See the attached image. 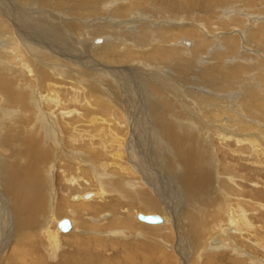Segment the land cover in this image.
<instances>
[{"label":"bare ground","instance_id":"obj_1","mask_svg":"<svg viewBox=\"0 0 264 264\" xmlns=\"http://www.w3.org/2000/svg\"><path fill=\"white\" fill-rule=\"evenodd\" d=\"M243 1L242 5H234L239 0H0V193L7 197L13 213L12 219H8V214L5 216L8 210L2 209L0 221L12 222V256H22L17 250L20 248L17 241L34 236L31 235L33 230H38L43 239L46 238L52 256H56L62 243L61 234L79 232L88 225L78 217V212L84 208L99 214L102 208L103 215L100 214L97 224L91 227L99 235H105L99 230L101 225L114 228L107 234L118 239L126 238L125 233L132 228L131 221L125 218L128 203L158 209L156 197L143 184L146 182L154 191V176L149 172L144 176L146 168L142 166L146 165L147 170L152 166L154 169L156 159L154 155L145 158V152L141 151V154L138 148V135L143 128L153 130L162 152H174L172 158L162 157L165 158L161 162L163 165L156 173L160 180V169L169 171L190 205L182 214H173L172 232L177 236V245L185 241L188 247L196 246L194 251L199 250L198 239L205 236V224L211 226L214 223L211 217L225 215L222 209L217 211L218 208L212 215L210 208L216 202L213 198L206 200L226 191L221 184L214 185L216 163L213 166L212 153L217 145L211 139L216 136L226 144L235 140L243 145L242 148L246 144V149L253 146L257 150L261 144L254 136L260 135L259 131L264 135V50L258 47L261 44L264 47V0L261 3L260 0ZM227 3L233 6L225 8ZM149 4L154 9L173 13L168 16L165 12L151 13L152 10L147 8ZM253 4H259L261 14L252 8ZM179 9L194 10L196 15L194 19L176 18L174 11ZM181 19L184 21L180 22ZM252 52L257 57L254 55L253 58ZM233 59L236 61L230 64ZM61 76L65 77V85L69 84L66 93L59 84ZM75 87L79 92L82 89L81 94L73 92ZM62 89L65 92V88ZM85 89L88 92L84 93ZM145 95L149 100V111L142 101L143 97L147 100ZM79 96L90 103L85 106L87 114L80 113L78 121L88 128L87 134L92 129L109 135L113 130L109 126L117 124L112 122L115 105L121 110L122 118H128L121 121L125 125L131 124L130 138L124 135L128 130L115 133L112 141L102 137L101 142H92L89 135L80 145L88 152L99 154L112 150L110 155L116 162H93L97 158L83 149L67 150L66 144L74 143L72 140L77 137L69 129L72 137L67 143L61 133L62 124L68 122L64 118L67 112L63 110L62 117L57 115L58 118H54L44 108L58 106L60 110L66 109L64 101ZM105 102L113 110H109L107 104L104 106ZM137 106L139 113H134ZM137 114L141 125L135 120ZM74 123V118H70V126ZM125 149H130L128 161H124ZM102 154L97 155L101 157ZM66 159L75 165L76 170L74 177H65L67 173H64L71 185L84 189L83 183H79L80 178L86 180V189L95 181L98 184L96 191L74 193L71 198L75 204L63 198L56 212L68 213L71 218H67L71 229L63 231L59 227L62 219L55 221L53 217L56 194L51 171L57 160ZM138 172L142 173L141 179L132 180ZM224 179L230 180L231 186L236 185V177L228 175ZM230 184L228 182L227 187L231 188ZM223 185L225 187L226 183ZM107 194L124 199L126 204L96 202L106 199ZM92 201L101 208H91ZM260 204L264 207L263 203ZM224 207L227 209V225H231L228 228L220 224L224 231L221 236L233 233L238 239L243 234L255 236L253 233L258 225L244 207H234L230 203ZM107 208L111 210L105 212ZM258 209L254 207L253 211ZM162 218L159 223L169 222ZM52 220L55 221L53 229ZM78 235H74L77 238L74 240L81 238ZM224 237H221L222 242L219 235L210 232L206 248L223 249ZM261 238L262 235L258 245H263ZM75 244V255L83 254L79 249L81 244ZM237 248L240 250L241 247L234 246L235 251ZM35 261L29 264H39Z\"/></svg>","mask_w":264,"mask_h":264},{"label":"rangeland","instance_id":"obj_2","mask_svg":"<svg viewBox=\"0 0 264 264\" xmlns=\"http://www.w3.org/2000/svg\"><path fill=\"white\" fill-rule=\"evenodd\" d=\"M233 1H236V0H233ZM242 2H244V1L239 0V3L235 4V2H234V5H242ZM260 3H261V0H260ZM229 6H233V5L228 4V3L225 4V8H227ZM252 6L251 7L254 8L255 11L259 12L260 14L262 13L261 9H258L259 4L258 5L255 4V6L253 4ZM147 8H149V10H152V11H149L151 13L165 12V14L167 16L171 15V13H173L170 10L161 11L158 9H154L153 7L150 6V4L148 5ZM174 12L176 13V15L174 17L177 16L176 18H185V20L191 19V18L194 19L195 15H196L194 10H190V11L186 12L182 9H179V10L174 11ZM182 21H184V20L181 19L180 22H182ZM107 39H109V38H107ZM85 42H87V41H85ZM88 44L92 48L95 47L93 44H91V42L90 43L88 42ZM258 47H259V50H264L263 44L258 45ZM250 55H252V57L254 55H255V57H257V54H253V52L250 53ZM259 55H262V53L259 52ZM262 59L264 60V58H262ZM234 61H236V60L233 59L232 61H229V62H230V64H232V63H234ZM253 63H254V60H253ZM256 71H257V69H256ZM54 77L57 79L56 75ZM59 78H60L59 81H62L59 84L61 85L62 88H65V92L63 91L64 89L61 88V90L63 93H66V90L68 89L69 84L65 85V82H64L65 77L64 76H61ZM76 84H77V82H76ZM79 87H81V86L78 85V88ZM79 90H80V92L75 87L73 92H77V93L81 94L82 89H79ZM85 92H88V90L85 89L84 93ZM143 94H145V93H143ZM147 94H149V93H147ZM70 95H71V92H70ZM70 95H69V97L68 96L67 97L71 98ZM67 97H65V99H68ZM145 97L147 100H144V97H143L142 101H143V103H146V106H144V108H146V110L149 111V108H150L148 106L149 100H148L147 95H145ZM79 100H80L81 104H80V102L78 103ZM76 103H77V105H76ZM106 104L107 103L105 102L103 105L105 106ZM64 105H65L64 107H67V108L61 109V110H60V108H58V106H54V108L44 106V108L49 113H52L54 118L62 117V115L64 114L63 110L65 113L67 112L65 114L64 118H66V120L68 122H66L64 124L65 127L62 124V127L60 129L61 133L63 132L64 139H66L67 143L70 141V138L72 137V136H70V133L71 134L73 133V135L77 136L75 140H72V141H74V143L72 142L70 144H66L67 150H74V148H75L78 151L83 149L86 152H88V150L86 148L81 147L80 145H83L84 141H87L86 136L90 137L89 135H91L90 139L92 140V142H96V141L101 142L102 137H105V140L109 139V141H112L111 138L115 137V133L121 132V131H127V130H128L127 135H126V133H124V135L129 136V138L132 136L129 133L130 132L129 130L132 131L131 124L128 123L125 125V123L123 121H121V120H124L126 118H124V117L122 118L121 110L116 105L114 106L115 112L114 111L112 112V117L114 119V120L112 119V122L113 121L117 122L118 125L115 123L114 126H112V125H111L112 127L109 126L110 128H112L114 130V132L112 130L109 133V135L103 134V133L102 134L98 133V131L92 130L91 127H89V130L91 129L90 133L87 134L86 130L88 128L84 127L83 123L78 122V121H80L79 119L81 118L80 113L85 114L86 113L85 111H87L85 109V106L90 105V103H88V100H83L79 96L77 99H74V100L70 99V100L64 101ZM108 105H110V104H107L106 107L109 110H113ZM92 107H95L96 109H98L97 106H92ZM136 109L139 111V108L137 106L136 108L133 109L134 110L133 112L139 113ZM68 110H70V113H68ZM72 110H73V112H71ZM258 113L261 114V112H257V114ZM71 114H72V116H69ZM57 115H58V117H57ZM59 115H61V116H59ZM67 115L69 116V119L67 118L68 117ZM126 115H128V113ZM72 117L74 118V120H75L74 124L77 127L75 125L70 126L71 123L69 124V121H70V118H71V120L73 119ZM117 117L119 119H117ZM82 119H84V118H82ZM63 120L64 119L62 118V121ZM119 120L122 123L118 122ZM135 120L140 125L142 124V121L141 122L138 121V114L135 116ZM129 122H130V120H129ZM68 124H69V127L67 126ZM120 126H123L124 128H122ZM74 127H76L77 129ZM93 128H94V126H93ZM69 129H71L70 133H68ZM76 130H78V131H76ZM138 131H139V129H138ZM152 131L153 130L150 131L149 128L146 129V131L144 130V128L142 131H139V135H138L139 139L138 140H139L140 144L138 145L139 146L138 148H139L140 152L141 151L145 152L143 154L145 156V158H147V156L148 157L150 156L149 158H151V156L154 155V158L156 159V164L154 166L156 168L153 169V166H152V167H150V169L147 170L146 165L142 166V167L146 168V169H144V172H143L144 176L148 175V172H149V174L152 177L154 176L155 179L157 178L156 180L153 178V184H152V188L154 189L153 192L150 189V187L148 186L149 184H146V182L144 183V181H143V184L146 186L147 189H149L152 196L156 197V199H157L156 204L158 205V207H157L158 209L143 208V206L140 205L139 203L138 204L128 203L127 205H130V206H129L128 213H126V215H125V218L127 220L131 221L132 228H131V231H128L125 233L126 238L118 239L116 237H111V236L109 237L108 234H109L110 230L112 231L114 228H110V227L105 228L103 225L99 226L102 228L99 230L101 232L105 233V235L96 234L94 232L95 229L92 228L94 225L97 224L96 222L98 221L97 218L99 217V215L100 214L103 215V213H104V211H102L101 207H98L97 205H95L96 202L97 203L100 202L102 204H103V202H105V203L111 202L114 205H116V204L117 205L118 204L125 205L126 204L124 199L120 200L117 196H112V194H110V195L107 194V195H105L106 199H104V200L102 199L100 201L96 200V202L92 201L91 204L89 203L91 208H95V209L101 208V211H99V212H101L100 214L90 212L89 209H87V208H84L78 212L79 216L78 215L77 216L82 218L84 222L86 221L88 224L87 225L88 227L86 226L84 228H81L83 230H80L79 232L73 231V232H69L67 235L61 234L59 237L61 239L60 242L62 241V243H60L61 246H59L57 254L54 257L52 256L51 250H49V247L47 246L48 244H47L46 238L43 239V237L41 236V234L38 230H33L31 235L32 234L33 235L35 234V235L30 237L29 239L19 240V242L17 241L18 244H16V245L20 246V248L17 247V250L19 252H21L22 256L20 258H18L19 256L17 254L12 256V253L10 251V247L12 245H14V241L10 242V241H12V240H10L11 237H12V239H14V234L12 232L13 231L12 222L7 220V224H6V222L4 223V222L0 221V258H1L0 264H7V263L8 264H15V263L16 264H26V263L29 264L35 260H37L35 262H38L39 264H62V263L63 264H73V261H75L76 264H79V263L80 264H264V248H263V245H264V229H263L264 228V207H262V205L260 204V203L264 204V139H263L264 135H261L262 132L259 131L260 135L254 136V137H256L255 138L256 140L258 139L257 143L261 144V145H258L257 150L253 146L252 147L250 146L251 148L246 149V147H245L246 144H244V147L242 148L243 145L236 143L235 140H232L229 144L228 143L226 144V142L222 143V141H220L216 136L213 137L214 140L211 139V142H213L214 145H217V147H219V148L220 147L223 148L222 150H219L216 147L215 148L216 150L212 153V155H213V159H212L213 166L216 163L215 164L216 166H214V168H213V170L215 172V177H214L215 178V180H214L215 184L214 185L217 187V185L220 186V184H221V186H223L222 189L225 188L224 191L225 190L226 191L222 192L219 195L214 194L212 196H209L206 200H211L213 198L214 202H216V204H213V206L210 208L213 211L212 215H214V212L222 211V210H223L222 213L225 215L223 216L224 218L222 216L220 218V215L218 216V214L215 215L214 217H211L212 221L214 220V223H211V226H208L207 224H205V236H204V238L201 237V239H198V242L201 245H199L200 248L196 252L193 249L196 246L188 247L186 245L185 241L181 242L180 245H177L178 244L177 236H176V234H174L172 232L173 231L172 223H174L173 214L177 213V212H178L177 214H179V213L182 214V212L184 210H187L190 205L186 199V196H184V193L182 192V190H180V188H178V185H176L177 182H175L176 180L174 179L173 175L169 171H167L165 168L163 170L160 169L162 174L160 175V180L158 179L159 175L156 172H158L159 167L161 168V165H163L161 162L165 159L162 157L167 155L166 157L172 158V154L174 155V152H171V153L170 152L169 153L168 152H166V153L162 152L163 150L159 148L160 145L157 144V141L153 135L154 132H152ZM254 132H256V131H254ZM99 135H101V137ZM142 137H144V138H142ZM259 137H260V139H259ZM102 139H104V138H102ZM77 145H79V146H77ZM125 145H126V143H125ZM258 148H259V150H258ZM85 151H83V152H85ZM110 151H112V150L101 152L100 154H102V153L103 154L101 156L102 159H100V160H98L99 158H101L98 156V155H100L98 152L91 151L88 153H91V155L93 157L95 156L94 159L97 158L93 162H98V161L100 163L108 162V164H109V162H112V160L115 161V159L110 155ZM65 152H68V151H65ZM129 153H130V149L127 151L125 149L126 155L124 157L125 158L124 161L130 160L129 159ZM141 154H142V152H141ZM216 159H217V161H216ZM66 160H62V161L57 160L56 163H54L55 164L54 170L51 171L52 172L51 174H53V179H54V181H53L54 194H56L55 195V202L52 205L53 206L52 211L55 212L54 216H53V217H55L54 218L55 221L63 219V218H70V214H68V213L60 214L59 211L56 212V210H57L58 206L61 204L63 198L66 199L67 201H69L71 204L73 202H74L73 204H75L76 202L73 201V198H71L74 193L76 194V193L88 192L91 190L92 191L97 190L96 185L98 183H96V181L93 182V185H91V188H88V189H86L87 187L84 186L86 184V180H84V178H80L81 180L79 182V183H83V185L82 184L81 185L84 187V189H80V188L78 189V188L74 187L76 185H71L70 182L66 181L65 177H70V176L74 177V174H75L74 172H76L75 165H73V163L70 164L68 159H66ZM68 165H70V166H68ZM158 165H160V166H158ZM72 166H74V167H72ZM224 167L227 169H225ZM60 170L62 171V173H60ZM91 172L93 173V171H91ZM219 172H221V173H219ZM64 173H67V174H65V177H64ZM225 173H227V174H225ZM116 175H118V173ZM136 175L137 176H132L134 178H131V179L132 180L134 179L136 181L140 180L142 177V173L139 174V172H138ZM228 175L234 176L237 178L236 179V185H233L234 187L231 186L232 184H230V182H231L230 180L224 179V177H226ZM85 176H86L85 178H88L87 174H85ZM82 177H84V176H82ZM89 177H90V175H89ZM92 177H95L94 173H93ZM135 177H136V179H135ZM220 177H222V178H220ZM94 180H96V178ZM224 182L226 183L225 187L223 185ZM228 182H229L231 188L229 186H228L229 188L227 187ZM70 185L72 186V188ZM174 185L177 186V188L174 189L173 188ZM238 186L241 188H238ZM92 187H94V188H92ZM74 188H76V189H74ZM235 188L237 189V191H235ZM231 192H232V194H231ZM235 198H237L238 201ZM4 199H5V201H4ZM85 199H88V198H85ZM226 201H227V203H226ZM228 202L230 204L234 205V207H238L240 205L242 207H244V209L247 211V213H249L248 215H250L251 219L256 224V226L258 225L257 229H256L257 231H254V233L252 232L255 235L254 237H253V235L250 237L249 234H243L241 236V238L238 239L235 236L236 235L235 233L229 234L226 237L221 236V234L222 235L224 234L223 228L221 229V226L223 225L225 227V225H227V223H228L227 220L225 219L227 209L224 207V206H226V204H229ZM79 203H81V202H79ZM222 203L224 204V206H222L223 205ZM86 205H88V204H86ZM256 205H258V207H256ZM254 207L257 209L260 208V210L258 209L256 212H254L253 211ZM0 208H1L0 209L1 210L0 217H2V215H3L2 209H7L8 211L5 212V216L8 214L7 218L12 219L13 213H12L11 207L7 203V197L3 196L1 193H0ZM216 208H218L219 210L217 209V211H214V209H216ZM103 210H105V207H103ZM107 210L110 211L111 209L107 208L105 212H108ZM137 212L138 213L141 212L144 214H159L162 217H165L169 222L162 223V224L161 223H158V224L147 223V222L141 221L140 219H138L136 217ZM73 219H76V218L73 217ZM54 220H52L51 229H53L54 228L53 226H55ZM216 223L218 224L217 228L215 227ZM220 224H221V226H220ZM230 225L229 224L227 225L228 228L230 227ZM154 228H156V229L154 230ZM212 228H213V230H212ZM228 228L226 229V231L228 230ZM210 230H212V231H210ZM219 231H220V233H219ZM210 232L211 233L213 232L214 234L219 235L221 241L223 240V238H221V237H224V247H222L223 249L212 250V249H208V247L206 248V246L208 245L207 244V242H208L207 236L210 234ZM228 232H230V230ZM103 233H101V234H103ZM74 235H78L82 239L80 238L79 240H74V239H77ZM260 235L263 236V238H261V239H263V240H261L263 242V245L259 244L260 245L259 246L257 244V242H259L258 240H260ZM167 236H169V237L167 238ZM246 236L248 238L249 237L250 238L248 239ZM256 236L258 238L257 240H255ZM166 238L168 240L167 242H165ZM234 240H235V242H234ZM232 241L234 243H232ZM248 241H250L251 243ZM76 242L79 245L80 244L82 245V243L84 244V246L80 245V247H79V249L81 250V252H83V254H78L77 256L75 255V253H76L75 249L77 248V245L75 244ZM262 242H260V243H262ZM19 244H21V245H19ZM87 244H88V246H87ZM197 245H198V243H197ZM234 246L239 247V248L241 247V248H240V250L237 248L238 251H235ZM38 251L40 252V255H39ZM47 251H48V253H47ZM198 251H202V253L198 254ZM28 252H30V253H28ZM49 252H50V255H49ZM27 255H29V257ZM31 258H33L34 260L33 259L31 260ZM9 259H10V261H9ZM2 260H4V261H2ZM27 260L28 261L30 260V261L28 262Z\"/></svg>","mask_w":264,"mask_h":264},{"label":"water","instance_id":"obj_3","mask_svg":"<svg viewBox=\"0 0 264 264\" xmlns=\"http://www.w3.org/2000/svg\"><path fill=\"white\" fill-rule=\"evenodd\" d=\"M138 217L140 220L148 222V223H159L163 221V218L161 215L159 214H143V213H139ZM59 227L63 230V231H68L71 229V224L70 221L67 218H64L62 220L59 221Z\"/></svg>","mask_w":264,"mask_h":264}]
</instances>
